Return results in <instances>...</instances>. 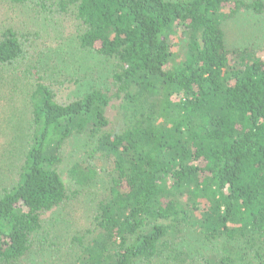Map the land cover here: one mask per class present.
<instances>
[{
    "label": "trees",
    "instance_id": "obj_1",
    "mask_svg": "<svg viewBox=\"0 0 264 264\" xmlns=\"http://www.w3.org/2000/svg\"><path fill=\"white\" fill-rule=\"evenodd\" d=\"M242 13L264 25V0H0V102L22 72L29 112L0 180V264H264V32L230 46ZM70 38L104 84L50 69ZM82 205L61 242L44 217Z\"/></svg>",
    "mask_w": 264,
    "mask_h": 264
},
{
    "label": "rangeland",
    "instance_id": "obj_2",
    "mask_svg": "<svg viewBox=\"0 0 264 264\" xmlns=\"http://www.w3.org/2000/svg\"><path fill=\"white\" fill-rule=\"evenodd\" d=\"M23 17H27V15H18L16 19L19 20ZM225 30L230 46L245 47L252 42L256 43L257 36L261 32H264V25L261 24L260 19L256 20L242 13L238 17L227 21L225 23ZM171 40L177 47L173 49L179 50L181 45L177 38L174 37ZM46 58H50L49 62L52 66L50 69L53 71H61L68 78L79 80V92L87 91L96 84H104L110 71V67L106 62L92 53L80 50L76 41L72 38L64 40L61 46L49 53ZM2 74L4 75L5 73ZM16 76H18L20 80V85L18 87L12 86L15 87L11 96L12 101L10 98L6 101V97L3 102H0V180L8 175V166L11 165V149L21 143V138H23L21 134L29 127L28 108L23 103L22 99L18 98L20 97L19 95H21V90L26 88V82L23 79L22 72L16 73ZM72 85L74 91H77V87H75L73 83ZM16 90L17 93L15 94ZM117 104L118 103L113 102L107 111V116L111 121L116 119L117 111L115 106ZM98 185L99 186L94 187L96 194L93 193L89 195L90 200L96 198V196L101 197L106 193V189L104 188L105 185H103V183ZM82 206V208H79L77 217L75 215H73V217L64 216L59 214L58 211L49 213L44 217L48 228L55 231V235L58 236L61 242L64 243L68 238L71 240V236L79 229L78 225L75 223L81 221L79 218L80 215L83 217L86 215L85 206ZM184 242L193 257L200 255V253H203L205 250L204 242L201 241L198 234L194 231L190 230L184 235ZM67 264L72 263L69 261Z\"/></svg>",
    "mask_w": 264,
    "mask_h": 264
}]
</instances>
